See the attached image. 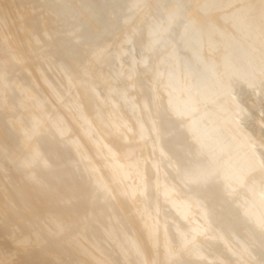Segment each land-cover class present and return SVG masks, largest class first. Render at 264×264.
I'll return each mask as SVG.
<instances>
[{
    "label": "bare ground",
    "instance_id": "6f19581e",
    "mask_svg": "<svg viewBox=\"0 0 264 264\" xmlns=\"http://www.w3.org/2000/svg\"><path fill=\"white\" fill-rule=\"evenodd\" d=\"M259 88L264 0H0V220L52 264H264Z\"/></svg>",
    "mask_w": 264,
    "mask_h": 264
},
{
    "label": "rangeland",
    "instance_id": "374dc122",
    "mask_svg": "<svg viewBox=\"0 0 264 264\" xmlns=\"http://www.w3.org/2000/svg\"><path fill=\"white\" fill-rule=\"evenodd\" d=\"M95 15L96 18H100L101 13H97ZM182 50L184 51V49L179 48L178 53L183 52ZM261 92H263L261 88L246 91L247 97L243 98L242 100L244 106L246 104L251 105L255 101L263 105L264 96L261 95ZM259 99L261 101H259ZM242 120L249 125L254 123V130L252 129L253 133L264 137V105L263 107L260 106L251 109L242 118ZM261 152L264 153V149H262ZM7 218L10 219L16 227L9 228L3 220H0V253L7 250L13 251L17 249L18 251L23 252L25 255L33 259L38 260L39 258L45 256L48 263L52 264L51 260L54 253L50 251V247H48L49 245L46 239H44V236L34 238V227L28 224L25 219L14 212L7 211ZM20 239L24 242L19 243ZM49 251L52 255L49 253ZM253 255L256 258L261 259L264 255V250H261L259 247H254ZM63 261L67 264L72 263L71 258L68 257H65ZM12 264H23V261L19 256L15 255L13 257Z\"/></svg>",
    "mask_w": 264,
    "mask_h": 264
}]
</instances>
